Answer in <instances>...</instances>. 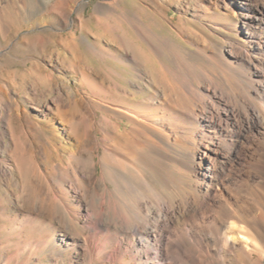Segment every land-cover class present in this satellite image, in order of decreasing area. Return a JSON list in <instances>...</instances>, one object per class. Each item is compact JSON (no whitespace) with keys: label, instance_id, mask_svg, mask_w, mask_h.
Segmentation results:
<instances>
[{"label":"bare ground","instance_id":"6f19581e","mask_svg":"<svg viewBox=\"0 0 264 264\" xmlns=\"http://www.w3.org/2000/svg\"><path fill=\"white\" fill-rule=\"evenodd\" d=\"M235 3L264 70V7L253 11L242 0ZM139 35L147 42V73L138 59L122 55L132 61L134 87L143 96L135 106L110 110L105 79L98 80L90 63L83 85L91 87L98 105L85 97L66 104L62 95L54 105L32 103L42 132L55 128L56 115L80 140L68 164L42 167L29 131L19 139L34 184L26 222L51 231L37 247H52L57 255L66 248L82 264H244L256 254L262 260L261 235L246 225L264 219L263 186L257 182L264 178V79L259 90L246 79L240 83V70L210 48L183 56L149 28L147 36ZM97 48L104 60L115 58L100 43ZM195 57L198 64L190 62ZM80 102L86 106L82 117ZM95 109L121 121L108 114L99 123ZM125 120L131 127L122 131ZM7 164L0 159L1 173L9 171ZM246 169L253 175L246 176ZM223 241L225 249L219 247Z\"/></svg>","mask_w":264,"mask_h":264},{"label":"rangeland","instance_id":"374dc122","mask_svg":"<svg viewBox=\"0 0 264 264\" xmlns=\"http://www.w3.org/2000/svg\"><path fill=\"white\" fill-rule=\"evenodd\" d=\"M242 1L253 11L264 7V0ZM237 5L235 0H0V159H8L7 169L12 172H0V264H82L78 253L67 256L66 248L59 255L52 247L38 248L37 243L51 231L36 222H26L34 184L25 159L19 155L17 144L21 136L29 131V144L42 167L59 162L68 164L71 150L80 146L78 136L64 127L56 115H53L56 125L53 132H42V125L34 123L42 118L32 103L49 101L54 105L62 95L66 104L85 97L98 105L100 99L88 84L83 85L84 68L90 63L99 75L98 80L105 79L110 110L135 106L143 96L137 95L134 87L132 61H124L122 55L128 53L138 59L147 73V61L142 55L147 54V42L140 39L139 33L147 36L148 28L183 56L189 50L205 47L211 53L228 57L231 65L240 70L239 82L246 81L261 90L264 70L257 60L259 49L251 47L244 14ZM98 43L114 53L112 62L101 57ZM190 62L199 61L195 57ZM212 66L213 71L220 72ZM121 91L127 92V96ZM79 104L78 117H82L86 106ZM136 108L146 111L143 107ZM95 110L99 123L108 114L117 123L121 121L113 112ZM127 127L131 125L125 120L121 130ZM56 129L61 132L60 138ZM102 151L103 148L96 151L97 160ZM248 172L246 169V176L253 175ZM257 182L263 186L259 190L264 199V178H257ZM246 226L255 237L261 235L264 250V219L257 225ZM225 244L223 241L219 247L225 249ZM258 258L256 254L253 263L244 264H264V256L260 261Z\"/></svg>","mask_w":264,"mask_h":264}]
</instances>
